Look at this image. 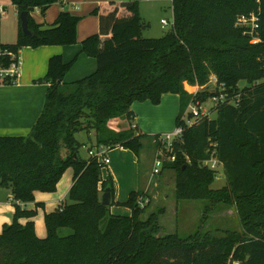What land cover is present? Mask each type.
I'll return each mask as SVG.
<instances>
[{
	"label": "trees",
	"instance_id": "16d2710c",
	"mask_svg": "<svg viewBox=\"0 0 264 264\" xmlns=\"http://www.w3.org/2000/svg\"><path fill=\"white\" fill-rule=\"evenodd\" d=\"M9 1L18 19L27 11L34 35H23L18 20L16 41L0 43L1 48L17 52L22 46L76 43L79 16L61 10L49 25L30 16L34 8L44 13L63 0ZM171 4L172 29L160 38H146L137 1L100 3L92 11L98 32L83 39L80 48L97 68L80 79L64 81L74 59L49 57L45 75L37 80L48 88L36 122L26 135H0V187L10 190L14 207L12 221L0 232V264H264V83L259 82L264 77V0ZM251 15L257 17V43L250 42V26H241V16ZM9 62L5 57L6 66ZM211 77L212 90L205 87ZM185 83L201 88L192 94ZM166 93L179 96L176 125L186 127L174 142L175 160L162 167L175 171L176 198L234 204L240 231L162 234L158 212L143 216L138 191L118 202L130 208V215L110 212L115 202L112 180L102 176L106 166L81 157L79 149L121 146L138 156L146 135L130 122L131 104H158ZM221 94L227 100L213 107L214 117H202L192 126L181 120L192 99L205 103ZM118 117L129 126L111 128L109 120ZM79 131H94L95 143H80ZM212 152L226 177L220 189L211 188L217 169L202 164ZM68 168L73 171L68 200L44 213L46 235L39 237L33 218L43 204L33 209L25 204L34 201L35 191L53 192ZM106 187L108 206L101 203Z\"/></svg>",
	"mask_w": 264,
	"mask_h": 264
},
{
	"label": "crops",
	"instance_id": "0c3cea01",
	"mask_svg": "<svg viewBox=\"0 0 264 264\" xmlns=\"http://www.w3.org/2000/svg\"><path fill=\"white\" fill-rule=\"evenodd\" d=\"M105 1H127V0H63L59 5L57 2L52 3L44 13H40L38 8L30 11L32 19L39 24L49 25L53 23L55 17L61 11V7L69 13L79 16L77 23V41L70 45H42L38 47H25L19 49L20 58V76L17 84L0 83V135L1 136H18L29 133L31 127L39 117L48 83L39 82L47 69V63L50 56L60 54L65 62L73 61V70L67 72L64 76L65 82L75 81L96 70V61L80 51L81 42L87 36L98 32V17L92 11L102 2ZM18 15V14H17ZM92 15V16H90ZM19 20V19H18ZM19 26V21L16 25ZM16 36L11 38H0V43H13ZM178 99L177 94H163L158 104H153L149 100L134 101L131 104V112L133 113L131 123L135 124L138 133H147L148 137L154 138L153 133L159 131V126L163 124L164 129L171 128L170 112L166 119V114L162 113L160 106L164 100H168L173 105L174 97ZM169 98V99H167ZM176 111L173 117L176 120ZM167 121V122H166ZM176 123V121H175ZM109 126L115 130L125 129L129 126L125 117H118L109 120ZM86 133V132H85ZM87 134V140L79 141L84 145L94 144V131ZM144 140V139H143ZM153 151L155 146L152 147ZM87 152V151H86ZM109 163L102 171L103 178L110 177L113 184V203L110 205V212L117 215H130L131 210L127 206L119 205L118 202H125L130 192L143 189L140 186L139 155L136 156L133 151L128 148L116 146L107 153ZM82 157V156H81ZM83 158H87V155ZM153 167V165H152ZM151 173V171H149ZM73 183V171L71 168L65 170L57 183V193L45 194L39 191L34 192V201L25 204L27 209L35 208L37 202H41L43 207L37 208L34 220L35 232L37 236L44 237L46 235L43 227L42 217L38 216L40 209H44V201L48 203L47 211L54 210L59 203L67 197L68 191ZM4 190V191H2ZM0 226L9 221L13 216L14 208L12 205V195L7 188L0 187ZM6 193V200L4 197ZM12 205V206H11ZM43 213V214H44ZM38 219V220H37ZM24 221V220H22ZM1 232V231H0Z\"/></svg>",
	"mask_w": 264,
	"mask_h": 264
},
{
	"label": "rangeland",
	"instance_id": "374dc122",
	"mask_svg": "<svg viewBox=\"0 0 264 264\" xmlns=\"http://www.w3.org/2000/svg\"><path fill=\"white\" fill-rule=\"evenodd\" d=\"M134 1H137L140 17L147 24L142 31L143 37L160 38L172 29L173 12L171 0ZM57 3L61 5L58 1ZM0 4L4 6V10L0 12V38L7 39L11 38V36L15 37L16 31L19 28V26H17L16 28V25L18 23L17 8L9 0H0ZM61 10L66 11L64 9V6L61 7ZM162 19L168 21V24L163 25L161 23ZM246 24L247 22H242L241 26L244 27L246 26ZM25 47L27 46H22L20 49H23ZM72 67L73 63L67 70L68 73L73 70ZM239 85L242 87L245 86V83L240 82ZM186 86V89H188L189 91L195 90V86H190L188 84H186ZM205 87L210 90L215 87L214 77H211ZM200 88L201 87H199V89ZM173 97V105H171V102H169L168 100H164L161 104L162 106H160L161 112L166 114V119L168 116V111L170 112L171 128L164 129L162 124L161 126H159V131L153 134L159 135L172 132L176 127V120L173 117V114L174 111H176L175 117H177L179 113V101L177 98H175L176 96ZM214 106L215 105L210 99H208L203 106L205 109H207V111L211 110L209 114L211 117L215 116V111L213 108ZM134 123L137 124L138 122L133 121L131 124L135 126ZM143 134H145L146 137L144 138V140H142L143 145L139 153V169L141 171L140 186L141 188H143L144 186L145 187L143 189L137 190L139 193L137 203L141 207H145L143 216H146L151 212H158L159 223L163 228L162 234L178 232L180 236H187L196 231H198L200 234L207 231L219 236L225 229L236 231L241 230L239 216L234 204L212 202L208 199H177L175 195V171L173 169L164 168L160 171L159 174L152 176L149 171L152 170L156 145L154 142V138L148 137L147 133L143 132ZM75 136L79 141L85 142L88 138L87 134L84 131L77 132ZM153 145L155 146L154 151L152 149ZM86 151V148L81 146V148L79 149L80 156L85 157L87 155ZM216 169L217 172L215 174L214 181L211 184V188L220 189L226 184V177L224 176L223 167L221 165H218ZM57 190L58 188L56 186V189L53 192H39L45 194H55L57 193ZM3 193L5 194V202L6 193ZM66 200H68V197H65V199H63V201ZM47 207L48 203L44 201V209H40L37 217H42V215L44 217L43 213L44 210L47 211ZM11 221L12 217H10L9 221H7L6 223H10ZM42 223L46 233L43 219ZM2 225L0 226V231L2 229ZM61 232L66 233L68 232V229H61Z\"/></svg>",
	"mask_w": 264,
	"mask_h": 264
},
{
	"label": "built area",
	"instance_id": "2783aa9c",
	"mask_svg": "<svg viewBox=\"0 0 264 264\" xmlns=\"http://www.w3.org/2000/svg\"><path fill=\"white\" fill-rule=\"evenodd\" d=\"M4 10V6L0 4V12ZM247 22L246 25L250 26L249 33L252 35L250 42L257 43L260 41V38L255 34V30L257 29V17L255 15H251L250 17L241 16V23ZM163 25L168 24V21L165 19L161 20ZM19 51L14 52L8 50L6 48L0 47V83L3 84H17L20 76V58ZM8 57L10 62L6 66L4 63V58ZM260 83H264V77L259 80ZM186 84H184V88L189 93H196L199 89V86H195V90L189 91L186 89ZM189 85V84H188ZM191 86V85H190ZM214 105L222 103L226 101V96L221 94L217 97H212L210 99ZM230 101L232 99H229ZM204 102H200L199 100H191L188 104L187 108L183 112L181 116V120L186 123L187 126H192L196 123L197 120L202 117H210L211 110L205 109ZM204 108V109H203ZM186 127L183 125H176L172 132H168L165 134H159L157 138V146L154 155L153 167L151 170V175L155 176L159 174L162 170L164 162H173L175 160L174 150V142L180 140L181 134ZM87 156L96 158L98 163L102 166H107L109 163V157L107 155L108 151L111 149L109 145L99 144L94 145L92 147H86ZM121 147V146H119ZM205 166H208L212 169H216L218 165L222 166V163L213 155V152L210 155L209 159H206L202 163Z\"/></svg>",
	"mask_w": 264,
	"mask_h": 264
},
{
	"label": "water",
	"instance_id": "95a60500",
	"mask_svg": "<svg viewBox=\"0 0 264 264\" xmlns=\"http://www.w3.org/2000/svg\"><path fill=\"white\" fill-rule=\"evenodd\" d=\"M19 20H20V29L23 35L33 36L34 33L28 27V17L27 11H21L19 13ZM111 196H110V187H106L104 192L101 195V203L103 205H110Z\"/></svg>",
	"mask_w": 264,
	"mask_h": 264
}]
</instances>
